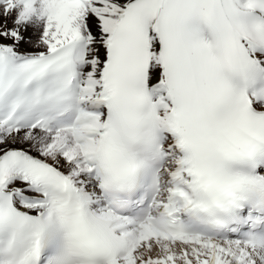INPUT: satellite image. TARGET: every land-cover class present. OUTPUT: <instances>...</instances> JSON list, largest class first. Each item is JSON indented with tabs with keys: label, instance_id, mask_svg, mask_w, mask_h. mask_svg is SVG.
<instances>
[{
	"label": "snow or ice",
	"instance_id": "6c2138e0",
	"mask_svg": "<svg viewBox=\"0 0 264 264\" xmlns=\"http://www.w3.org/2000/svg\"><path fill=\"white\" fill-rule=\"evenodd\" d=\"M0 264H264V0H0Z\"/></svg>",
	"mask_w": 264,
	"mask_h": 264
}]
</instances>
